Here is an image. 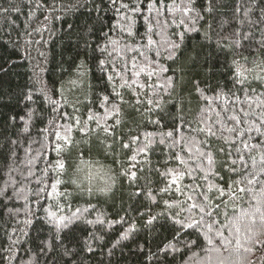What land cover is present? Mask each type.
Returning a JSON list of instances; mask_svg holds the SVG:
<instances>
[{
  "label": "trees",
  "instance_id": "trees-1",
  "mask_svg": "<svg viewBox=\"0 0 264 264\" xmlns=\"http://www.w3.org/2000/svg\"><path fill=\"white\" fill-rule=\"evenodd\" d=\"M259 65L264 0H0V264H264Z\"/></svg>",
  "mask_w": 264,
  "mask_h": 264
},
{
  "label": "rangeland",
  "instance_id": "rangeland-1",
  "mask_svg": "<svg viewBox=\"0 0 264 264\" xmlns=\"http://www.w3.org/2000/svg\"><path fill=\"white\" fill-rule=\"evenodd\" d=\"M263 72H264V67L261 66V65H259V66H255L252 69L248 70L247 73H248V75H259V74H261ZM78 74H79L80 77H82V74L80 72ZM76 83L79 84L80 82H78V81L75 82L74 80L73 81H70V84H71L72 87L75 86V85H77ZM62 139H63V142H64L63 144H66L67 138L64 137V136H62ZM94 174H97L96 175L97 178H94V179L99 180L100 182H103L105 185L107 184V182L108 183L111 182V179L110 178L108 180L107 179L106 180L104 179V176L102 175V171H99V172L98 171H95L93 173V175Z\"/></svg>",
  "mask_w": 264,
  "mask_h": 264
},
{
  "label": "snow or ice",
  "instance_id": "snow-or-ice-1",
  "mask_svg": "<svg viewBox=\"0 0 264 264\" xmlns=\"http://www.w3.org/2000/svg\"><path fill=\"white\" fill-rule=\"evenodd\" d=\"M112 2H113V4H115V0H112ZM123 7H127L126 5H123ZM119 9H117V11H118ZM149 43H151V41H149ZM104 49H101V51H103ZM99 63H100V65L103 67V64H104V62H103V60H101V61H99Z\"/></svg>",
  "mask_w": 264,
  "mask_h": 264
}]
</instances>
